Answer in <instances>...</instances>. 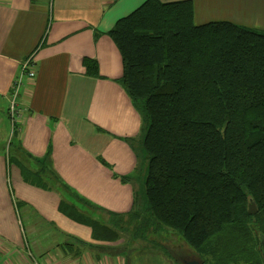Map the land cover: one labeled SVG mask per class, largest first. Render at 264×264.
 <instances>
[{"label":"trees","instance_id":"trees-1","mask_svg":"<svg viewBox=\"0 0 264 264\" xmlns=\"http://www.w3.org/2000/svg\"><path fill=\"white\" fill-rule=\"evenodd\" d=\"M193 14L191 0H146L107 33L121 58L118 83L141 118L146 163L144 204L134 195L126 215L107 214L127 218L140 240L151 227L174 232L201 264H264V32L229 22L196 26ZM82 67L101 78L95 60L83 58ZM19 128L11 131L8 166L25 184L59 195L58 212L95 240H117L88 214L97 207L58 176L50 146L30 155ZM123 140L132 147L133 139Z\"/></svg>","mask_w":264,"mask_h":264},{"label":"crops","instance_id":"crops-1","mask_svg":"<svg viewBox=\"0 0 264 264\" xmlns=\"http://www.w3.org/2000/svg\"><path fill=\"white\" fill-rule=\"evenodd\" d=\"M145 1L0 0V100L7 108L12 83L28 58L34 70L33 78L22 77L17 97L24 108L23 149L42 157L50 146L58 176L96 206L95 213L105 215V225L115 228L107 213L122 216L132 209L134 181L146 166L141 118L118 83L121 58L107 33ZM191 1L196 26L229 22L264 32V0ZM94 30L101 34L96 40ZM83 58L97 62L100 79L84 75ZM4 115L8 130L0 117V264L199 263L183 241L176 246L166 242L164 252H158L140 246L143 240L133 242L120 234L113 241L95 240L89 227L61 215L59 195L25 184L19 170L8 166L12 130L7 109ZM123 139H133L132 147ZM113 174L131 175V181L123 184ZM22 248L29 250L30 260L13 253Z\"/></svg>","mask_w":264,"mask_h":264},{"label":"rangeland","instance_id":"rangeland-1","mask_svg":"<svg viewBox=\"0 0 264 264\" xmlns=\"http://www.w3.org/2000/svg\"><path fill=\"white\" fill-rule=\"evenodd\" d=\"M0 105H1L0 117L2 118L4 125L7 128V130H8V122H7V120L5 118V115H4L6 109L8 110L7 104L4 101L0 100ZM1 128L3 129L4 127L2 126ZM142 163H143V165L146 166V164L144 162V158L142 160ZM144 175L145 174H143L141 176H138L135 179V181H134V185H135V188H136V191H137L136 196H137V199H138V202H139L140 205L144 204V196H143V194H144V185H143ZM88 214L90 216H92L93 220H95V221H97L99 223H103V221L105 219V215L102 212L95 213V210H92V209H90ZM111 217H112V219H111L112 222L113 221L115 222L116 228L108 226L109 228L113 229V231L117 235H119V234L122 235V237L124 239H126V240H132L133 242H139V238L135 237L136 232H135V229L133 228V226H130V225L126 224V222L128 220L127 218H124V219H122V221H120L119 218L115 219V218H113V216H110V218ZM160 228L161 229H159V230H154L151 227L148 230H146L143 235H141L142 236L141 239L143 241H145V244H141V245L139 243H132V244L133 245H137L138 244V245H140L142 247H146V248L158 251V252L159 251L164 252L162 247H163V244L166 243V242L171 243V245H173V246L182 245L183 244L181 238L177 234H175L174 232H172V231H170L168 229H165L163 227H160ZM137 234L139 236L138 230H137ZM167 236L169 238H167ZM165 239H166V241H165ZM126 249H129V246H127ZM28 252H29V250H25L24 248H22V249H19L18 251H14L13 253L17 254V256L22 258V260H23V258H26L27 260H30L31 258H28ZM31 252H32L33 257L37 258L35 253L32 250H31Z\"/></svg>","mask_w":264,"mask_h":264},{"label":"built area","instance_id":"built-area-1","mask_svg":"<svg viewBox=\"0 0 264 264\" xmlns=\"http://www.w3.org/2000/svg\"><path fill=\"white\" fill-rule=\"evenodd\" d=\"M24 75L29 78L34 77V70L32 69V60L28 58L21 66L20 75L15 78L12 83L11 90L9 93V106L7 110V115L10 121L11 130L16 126L20 127V123L23 120L24 108H22L17 102L18 90L20 87L21 79ZM20 130V128H19ZM28 264H37L36 262H30Z\"/></svg>","mask_w":264,"mask_h":264},{"label":"water","instance_id":"water-1","mask_svg":"<svg viewBox=\"0 0 264 264\" xmlns=\"http://www.w3.org/2000/svg\"><path fill=\"white\" fill-rule=\"evenodd\" d=\"M256 212V210H255V206H254V204L253 203H251L250 205H249V207H248V213L250 214V215H252V214H254ZM192 264H201L200 262L198 263V262H194V263H192Z\"/></svg>","mask_w":264,"mask_h":264},{"label":"flooded vegetation","instance_id":"flooded-vegetation-1","mask_svg":"<svg viewBox=\"0 0 264 264\" xmlns=\"http://www.w3.org/2000/svg\"><path fill=\"white\" fill-rule=\"evenodd\" d=\"M192 263H194V262H190V263H187V264H192Z\"/></svg>","mask_w":264,"mask_h":264}]
</instances>
